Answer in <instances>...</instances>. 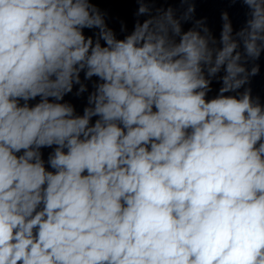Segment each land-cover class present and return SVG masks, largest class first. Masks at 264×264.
Returning <instances> with one entry per match:
<instances>
[{
  "label": "clouds",
  "instance_id": "obj_1",
  "mask_svg": "<svg viewBox=\"0 0 264 264\" xmlns=\"http://www.w3.org/2000/svg\"><path fill=\"white\" fill-rule=\"evenodd\" d=\"M0 264H264V0H0Z\"/></svg>",
  "mask_w": 264,
  "mask_h": 264
}]
</instances>
